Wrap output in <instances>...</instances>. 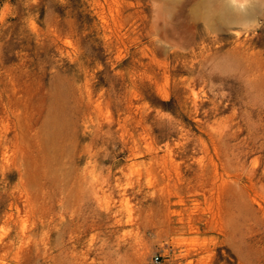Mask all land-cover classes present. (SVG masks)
I'll return each mask as SVG.
<instances>
[{"label":"rangeland","instance_id":"obj_1","mask_svg":"<svg viewBox=\"0 0 264 264\" xmlns=\"http://www.w3.org/2000/svg\"><path fill=\"white\" fill-rule=\"evenodd\" d=\"M0 264H264V4L0 0Z\"/></svg>","mask_w":264,"mask_h":264},{"label":"clouds","instance_id":"obj_2","mask_svg":"<svg viewBox=\"0 0 264 264\" xmlns=\"http://www.w3.org/2000/svg\"><path fill=\"white\" fill-rule=\"evenodd\" d=\"M253 0H228V3H230L234 8H239L242 11H245L248 9V7L252 4ZM261 4H264V0H259ZM256 23L254 21H249L246 25V28L248 30H251L252 28L256 27Z\"/></svg>","mask_w":264,"mask_h":264},{"label":"trees","instance_id":"obj_3","mask_svg":"<svg viewBox=\"0 0 264 264\" xmlns=\"http://www.w3.org/2000/svg\"><path fill=\"white\" fill-rule=\"evenodd\" d=\"M162 103H163V105L168 106L171 102H162ZM166 109L170 110V108H168V107H166Z\"/></svg>","mask_w":264,"mask_h":264},{"label":"built area","instance_id":"obj_4","mask_svg":"<svg viewBox=\"0 0 264 264\" xmlns=\"http://www.w3.org/2000/svg\"><path fill=\"white\" fill-rule=\"evenodd\" d=\"M156 261H157V263H158V261H159V258H158V257H156Z\"/></svg>","mask_w":264,"mask_h":264}]
</instances>
